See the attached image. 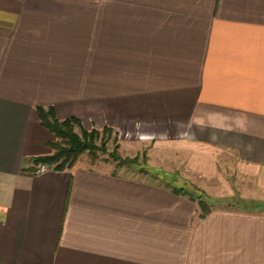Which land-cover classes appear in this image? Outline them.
I'll list each match as a JSON object with an SVG mask.
<instances>
[{"label":"crops","instance_id":"0c3cea01","mask_svg":"<svg viewBox=\"0 0 264 264\" xmlns=\"http://www.w3.org/2000/svg\"><path fill=\"white\" fill-rule=\"evenodd\" d=\"M38 106L262 182L264 0H0V264H264L258 207L201 217L175 177L111 163L36 173L56 139Z\"/></svg>","mask_w":264,"mask_h":264},{"label":"rangeland","instance_id":"374dc122","mask_svg":"<svg viewBox=\"0 0 264 264\" xmlns=\"http://www.w3.org/2000/svg\"><path fill=\"white\" fill-rule=\"evenodd\" d=\"M108 146L110 150L114 149V144L112 143V141L108 143ZM125 147L126 148H122L120 143L119 148H117L122 158L130 157L131 159H135L136 157H139V159L135 162L123 163L122 167L118 168L117 163L109 158L108 154H100L99 159L96 162H92L89 154L85 153L81 155L80 160L81 162L92 165H104L105 163L106 165H108L111 163L114 166V169L116 168V171L123 169L134 171L138 169L141 174H136V176H143L151 181L158 180L160 182H164L167 180V178L170 179L171 177H175L177 182L188 188H199L198 186H202L204 190L208 192L209 196H211L212 198H216L212 203V207L238 208L240 206H255L258 207L257 209L259 211H264V184L262 183L264 181H256L254 178L240 171L237 166L238 164L231 155L224 154V156H222V154H220L217 158L218 170L215 169V173L217 174H209L208 177H203V173L191 171V169L188 171V168L185 169L188 166V156H186L185 158L181 157L183 156V151H177L181 148H176V151L169 150V152L172 153V157L161 159L154 157L156 158L154 159L148 156V153L150 152L148 151V147L132 148L128 146L127 143H125ZM199 150L202 149L197 148L196 155L199 154ZM189 161L190 165H195L196 163L194 158L189 159ZM159 162L160 165L158 167L161 168L155 169V172H152V165ZM172 164L174 169H177V171L180 172L179 174L170 175L167 174V171L166 173L163 172L165 170H170L169 165ZM145 168L150 169V172H152L153 174H144L142 171L145 170ZM203 168L204 167L202 166L199 170H202ZM154 173H156L155 176ZM180 177H182V179H180ZM188 178L197 179L195 183L198 186L195 185L196 187H193L194 184L192 183V186L189 187Z\"/></svg>","mask_w":264,"mask_h":264},{"label":"trees","instance_id":"16d2710c","mask_svg":"<svg viewBox=\"0 0 264 264\" xmlns=\"http://www.w3.org/2000/svg\"><path fill=\"white\" fill-rule=\"evenodd\" d=\"M37 112L42 125L56 136V139L49 143L53 153L34 159L38 164L46 163L55 170H66L73 167L81 159V155L85 153L89 154L92 162H96L100 154H108L109 158L117 163V168L122 167L123 163L135 162L139 159V157L135 159L122 158L117 149L120 145L118 132L111 127L86 129L81 120L75 116L59 119L53 106H38ZM110 141L114 144L113 150L109 149L108 143ZM145 170L142 171L145 174L152 173L150 169L145 168ZM172 189L179 195L189 196L191 199L197 200L201 209V217L212 211L214 198L203 190L188 188L184 185L172 187Z\"/></svg>","mask_w":264,"mask_h":264},{"label":"built area","instance_id":"2783aa9c","mask_svg":"<svg viewBox=\"0 0 264 264\" xmlns=\"http://www.w3.org/2000/svg\"><path fill=\"white\" fill-rule=\"evenodd\" d=\"M98 1V0H96ZM50 165L46 163H39L36 169V173H46L50 169Z\"/></svg>","mask_w":264,"mask_h":264}]
</instances>
